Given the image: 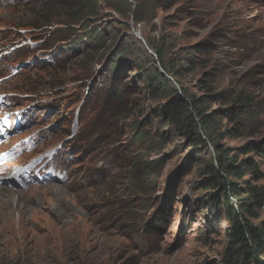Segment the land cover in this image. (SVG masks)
I'll return each instance as SVG.
<instances>
[{
  "label": "rangeland",
  "instance_id": "rangeland-1",
  "mask_svg": "<svg viewBox=\"0 0 264 264\" xmlns=\"http://www.w3.org/2000/svg\"><path fill=\"white\" fill-rule=\"evenodd\" d=\"M83 23L101 41L69 32ZM149 45L179 70L168 96L147 87L160 71ZM0 60V264H226L222 187L241 186L216 173L213 150L264 185V150H236L264 148V0H0ZM237 91L250 121L195 148L162 111L193 96L220 134ZM142 213H155L145 230Z\"/></svg>",
  "mask_w": 264,
  "mask_h": 264
},
{
  "label": "trees",
  "instance_id": "trees-1",
  "mask_svg": "<svg viewBox=\"0 0 264 264\" xmlns=\"http://www.w3.org/2000/svg\"><path fill=\"white\" fill-rule=\"evenodd\" d=\"M88 1L89 3L93 2V0ZM39 18L42 19V16ZM86 25V23H83L81 25V30L85 28L88 29ZM69 32L80 40L82 37L94 39V41H101L102 39L101 34L96 32L95 27L88 29V32L85 34L71 29H69ZM149 46L154 50L160 71L155 69L152 75L147 76V87L150 88L152 92L159 88L164 91L165 95L168 96L173 93L171 88L172 84L169 80L177 83V80L179 79V70L173 66L171 60H165V55L160 49H156L152 45ZM122 54L127 55L128 51H124ZM1 61L2 60H0V63ZM114 66L115 63L113 61L112 65L110 64L111 69H114ZM101 69L102 65L100 66V70ZM101 72L102 71H100L98 74H101ZM7 74L8 72L6 71L1 72L0 77ZM202 77L205 80L204 75ZM126 92V88L123 91H119V88L115 87L110 97L116 102H119L120 105H126L125 101L128 97ZM186 98L187 99L185 100L177 99L176 101L169 103L167 107H163L162 111L164 112L165 117L169 116L174 130H183L185 136L192 139V147L194 148L202 144L200 141V134L205 139L222 134L235 137L237 135V128L239 127V121L249 122L252 118L251 107L254 103H251L249 98L240 95L238 91L231 92L227 101L232 104L233 109L230 111L231 113L227 114L225 116L226 118L220 122L221 126L228 125V127L222 130L220 134H216L218 129L216 125L219 121V119H216L217 115L215 113L205 114V112L200 108V99H196L193 96H187ZM217 99L223 100V98H219L218 96ZM120 112L121 107L119 110V115ZM134 129L135 131L138 130L133 135V139H136L139 132V127L135 126ZM236 150L238 154L247 153L251 156H256L260 154L264 148H262L257 143H245ZM213 151L216 154L215 158L213 159V163L217 170L216 173L220 174L219 176H227L230 179L239 182L241 186L237 190L231 182H227L226 185L222 187V189L225 190L226 195L224 198L225 207L226 205H229V202H232L230 206L226 207V210L228 209V217L226 220L227 225L222 230V259L226 264H232L236 261L238 264H264V185H248V183H251L257 179L249 162L246 163L239 161L235 164V166L232 167L230 164L231 160L225 158V153L223 150L215 147ZM138 163H141L140 158ZM151 164L153 163L142 164L143 166L140 168L141 173L146 174L148 169H154L159 165V163H156L154 167ZM241 177L246 178L247 181L245 183L244 181L240 182ZM251 179L253 180L250 181ZM214 185L215 181L212 180L210 187L214 189ZM245 185H247V187ZM129 202L130 201H120L116 208L120 211V209L125 207V209L129 211L130 215H132L133 210L139 207L142 210L144 207V205L140 204H134L133 206L128 207L127 205ZM259 209H262V216L253 225L251 224V221L255 220V214ZM154 214L144 218L142 213L141 219L138 222L139 229L143 228V230H145L144 227H146L148 222H151V218ZM156 221L164 222V219H161V221ZM3 263L21 264L16 259H12L10 261L4 260Z\"/></svg>",
  "mask_w": 264,
  "mask_h": 264
},
{
  "label": "clouds",
  "instance_id": "clouds-1",
  "mask_svg": "<svg viewBox=\"0 0 264 264\" xmlns=\"http://www.w3.org/2000/svg\"><path fill=\"white\" fill-rule=\"evenodd\" d=\"M46 7H47V6H46ZM97 66H98V69H97V70L99 71L98 73H100V66H101V65H97ZM97 70H96V71H97ZM101 70H102V69H101ZM15 72H16V71H13V74H14ZM96 73H97V72H96ZM98 75H99V74H98Z\"/></svg>",
  "mask_w": 264,
  "mask_h": 264
},
{
  "label": "water",
  "instance_id": "water-1",
  "mask_svg": "<svg viewBox=\"0 0 264 264\" xmlns=\"http://www.w3.org/2000/svg\"><path fill=\"white\" fill-rule=\"evenodd\" d=\"M162 223H163V226H164V223H165V222H162Z\"/></svg>",
  "mask_w": 264,
  "mask_h": 264
},
{
  "label": "bare ground",
  "instance_id": "bare-ground-1",
  "mask_svg": "<svg viewBox=\"0 0 264 264\" xmlns=\"http://www.w3.org/2000/svg\"><path fill=\"white\" fill-rule=\"evenodd\" d=\"M15 173V172H14ZM17 173V172H16ZM15 175V174H14Z\"/></svg>",
  "mask_w": 264,
  "mask_h": 264
}]
</instances>
